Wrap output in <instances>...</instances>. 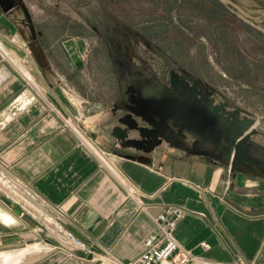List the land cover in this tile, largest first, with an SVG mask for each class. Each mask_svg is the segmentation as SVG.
<instances>
[{
    "label": "crops",
    "instance_id": "crops-1",
    "mask_svg": "<svg viewBox=\"0 0 264 264\" xmlns=\"http://www.w3.org/2000/svg\"><path fill=\"white\" fill-rule=\"evenodd\" d=\"M9 1L0 0V171L27 184L93 252L66 244L18 213L0 191V264L134 261L145 239L158 231L153 217L170 205L185 211L175 230L185 248L212 261L264 264V128L259 121L222 89L214 93L233 116L239 110L240 118L255 120L257 133L238 166L229 161L231 128L209 110L194 124L185 123L188 128L173 127L169 139L127 145L112 130L127 106L147 105L126 97V86L116 97L100 93L98 80L84 78L90 49L83 34L46 32ZM224 44V53H231L230 44ZM235 68L230 62L219 67L225 83L236 82L230 78ZM180 74L204 89L210 86ZM155 87L150 81L145 91L153 94ZM84 103L94 108L87 112Z\"/></svg>",
    "mask_w": 264,
    "mask_h": 264
},
{
    "label": "rangeland",
    "instance_id": "rangeland-1",
    "mask_svg": "<svg viewBox=\"0 0 264 264\" xmlns=\"http://www.w3.org/2000/svg\"><path fill=\"white\" fill-rule=\"evenodd\" d=\"M15 1L19 14L46 32L83 34L90 49L84 78L98 80L100 93L116 97L126 86L135 101L140 91L149 94L152 81L165 91L156 96H164L176 70L208 83L206 91L222 89L264 128V0ZM226 62L236 65L230 73L236 82L225 83L219 73Z\"/></svg>",
    "mask_w": 264,
    "mask_h": 264
},
{
    "label": "water",
    "instance_id": "water-1",
    "mask_svg": "<svg viewBox=\"0 0 264 264\" xmlns=\"http://www.w3.org/2000/svg\"><path fill=\"white\" fill-rule=\"evenodd\" d=\"M4 1L10 5L9 0H2V2ZM170 87L171 93L164 96H154L140 91L139 98L135 101L141 104L145 103L147 109L137 105L127 106L128 112L124 118L120 119V124L113 128L112 136L133 146H140L143 142L159 136L169 139L167 133H170L173 127H178L180 130L188 128L185 121L190 119L193 120L192 124L195 123L196 118L201 114L191 108L200 106L204 108V112L209 110L212 117H217L231 128L228 133L229 145L233 149V154L229 161L234 166L240 165L245 158V147L251 137L257 133L254 128L255 120L248 117L240 118L239 110L236 111V116H233L227 111L229 106L227 102L218 104L213 92L206 91L197 81L190 82L176 70L170 71ZM96 105L98 106V104ZM83 106H87V112L94 108L92 104L84 103ZM167 117L171 119L170 124L166 121ZM135 136L136 138H134ZM183 136L186 137L185 134ZM15 209L20 213L19 208Z\"/></svg>",
    "mask_w": 264,
    "mask_h": 264
},
{
    "label": "built area",
    "instance_id": "built-area-1",
    "mask_svg": "<svg viewBox=\"0 0 264 264\" xmlns=\"http://www.w3.org/2000/svg\"><path fill=\"white\" fill-rule=\"evenodd\" d=\"M59 80L64 84V87L71 91L63 78L60 77ZM0 191L8 196L22 214L37 220L44 228L59 236L66 244L79 248L85 253L93 252L89 244L65 226L62 216H53L48 212L44 201L33 194L27 184L0 171ZM184 215L185 211L179 206H167L163 212L153 217L158 231L145 239L144 249L139 257L134 261L118 264H227L209 260L182 246L175 235V230L178 221ZM201 245L205 249L210 248V244L207 242H202ZM234 264L256 263L239 260Z\"/></svg>",
    "mask_w": 264,
    "mask_h": 264
},
{
    "label": "bare ground",
    "instance_id": "bare-ground-1",
    "mask_svg": "<svg viewBox=\"0 0 264 264\" xmlns=\"http://www.w3.org/2000/svg\"><path fill=\"white\" fill-rule=\"evenodd\" d=\"M26 24V23H25ZM6 50V49H5ZM165 91H164V89L163 90H158V89H156L155 91H154V93L153 94H150V95H154V96H156L157 94L159 95V94H162V93H164ZM11 257V256H10ZM18 257V256H17ZM19 258V257H18ZM9 259V258H8Z\"/></svg>",
    "mask_w": 264,
    "mask_h": 264
}]
</instances>
